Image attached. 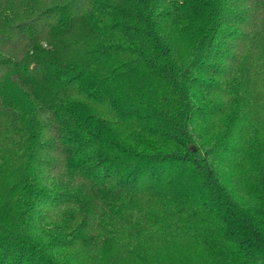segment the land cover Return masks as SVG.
Segmentation results:
<instances>
[{"label":"trees","instance_id":"obj_1","mask_svg":"<svg viewBox=\"0 0 264 264\" xmlns=\"http://www.w3.org/2000/svg\"><path fill=\"white\" fill-rule=\"evenodd\" d=\"M0 264H264V0H0Z\"/></svg>","mask_w":264,"mask_h":264}]
</instances>
